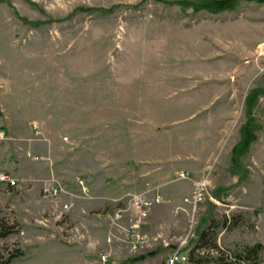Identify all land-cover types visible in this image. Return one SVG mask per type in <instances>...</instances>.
<instances>
[{"label": "rangeland", "instance_id": "obj_1", "mask_svg": "<svg viewBox=\"0 0 264 264\" xmlns=\"http://www.w3.org/2000/svg\"><path fill=\"white\" fill-rule=\"evenodd\" d=\"M3 1L0 172L17 183L0 181V225L13 226L0 237V264H168L175 251L187 257L178 264H235L245 246L264 245V0ZM153 61H215L234 85L219 81L197 99L186 85L161 117H128L153 103L127 100L120 115L45 112L71 72L102 85L119 63L125 99V68ZM57 181L63 191L45 192ZM157 193L163 200L138 217L133 196ZM118 209L131 211L115 222ZM131 218L145 236L135 249Z\"/></svg>", "mask_w": 264, "mask_h": 264}, {"label": "crops", "instance_id": "obj_2", "mask_svg": "<svg viewBox=\"0 0 264 264\" xmlns=\"http://www.w3.org/2000/svg\"><path fill=\"white\" fill-rule=\"evenodd\" d=\"M257 2L264 4V1ZM5 3L8 4V2L0 0V5L2 7L6 5ZM226 10H229V8H227ZM10 34V38L12 39L11 42H16V40H14V37L17 39L18 35H14L13 37L12 33ZM35 34V29L29 30L26 37L28 38L29 36H34ZM229 60H231V58ZM236 60L238 61V58H236ZM237 61H233L234 65ZM3 62L4 56H0V63ZM232 64L230 67H226L230 68V71L234 67V65ZM118 66H120L119 63H113L110 67H107L110 70V73L108 74L111 75V79L106 80V84H104V82L102 81V85L98 84L97 82L96 84H94L95 82L88 81L87 71L83 70L80 73H78V71L73 73L71 72L67 75L69 77H67L64 85L62 86L63 92L58 93V95L52 98L51 105L49 101H47V103H49V106L45 107V112L49 111L50 113L48 115L54 117L63 116L62 111L65 113L64 116L87 117L88 113L90 114V111L99 110V112H102L100 110L104 108L116 115H120L121 109L116 105L122 100H127L131 103H153L152 108L149 110H138V107H136V109H129L128 111L130 113H128V117H150L152 115L161 117L162 115L165 116L164 112L166 107H168L165 106V104L173 101V99L178 97V95H181L182 97V95H184V87L186 85L188 86V90L192 91L188 93L196 95V99L198 93L200 94L201 90L206 87V89L212 91V88H214V86H216L219 81L224 80V82H226V85L230 87H233L234 85L229 75L227 76L225 74V76L223 77L224 79H220L218 63H215V61L211 63H198L197 65H191V67L185 66V64H183L182 62L167 63L153 61L144 62L139 65H137V63H131L128 67L125 68L126 70H128V73H126L125 76L129 77V79L131 78V81L128 85L129 91L126 94L127 98L122 99V92L120 87L121 69ZM99 85L100 89L98 88L96 90V93H91L93 91L92 88L98 87ZM199 87L200 89H198ZM210 91L207 92L209 97L211 96ZM189 100L196 101L192 98ZM200 102L201 101H198L197 104L199 105V109ZM101 103L108 104V107L109 104H111L112 109L110 110L108 108H105L104 106H100ZM3 106L5 105L3 104ZM4 109H6V106ZM6 111L8 112L7 109ZM200 111L201 110H198V108H196V110H194L192 114H190V117L200 116ZM208 111L210 112L209 115H211V112H214L212 109ZM216 114L217 113H213V115ZM32 122L36 121L33 119L31 123Z\"/></svg>", "mask_w": 264, "mask_h": 264}, {"label": "built area", "instance_id": "obj_3", "mask_svg": "<svg viewBox=\"0 0 264 264\" xmlns=\"http://www.w3.org/2000/svg\"><path fill=\"white\" fill-rule=\"evenodd\" d=\"M3 131H0V139L4 138L3 135ZM182 177H186L187 174L183 171L181 173ZM0 181L1 182H5L7 184H11V185H15L17 183V179L14 177H11L8 173L5 172H0ZM79 183L82 186H85V180L84 179H79ZM206 181L203 180L201 182L197 183V192H196V196L195 199L201 200L202 199V191L204 190V186H205ZM61 191H63V187L61 185L60 182H55L53 184H49L45 187V192L52 194V195H58ZM163 200V196L160 193H157L155 195L154 198H152L151 200L149 198H147V196L143 195V194H136L133 196V198L130 201L131 204V208L133 209V211L136 212V215L138 217H140L141 219L146 218L152 211V206L154 205V203H159ZM68 208V205H66ZM130 210V209H129ZM128 209H118L114 216L113 219L115 222H117V220H121L124 218L125 214L127 212H130ZM131 226H130V235L133 237V241H132V245L135 248H137L139 245H141L142 243L145 242V236L140 232V221L137 222V220H135V218H131ZM183 257L184 255H182L179 251H175L169 259V263L168 264H178L180 262H183ZM104 260H106V257H103Z\"/></svg>", "mask_w": 264, "mask_h": 264}, {"label": "trees", "instance_id": "obj_4", "mask_svg": "<svg viewBox=\"0 0 264 264\" xmlns=\"http://www.w3.org/2000/svg\"><path fill=\"white\" fill-rule=\"evenodd\" d=\"M231 6H233V3H230V1H227V2L222 4L221 8L223 10L225 8L226 9L231 8ZM219 10H221V9H217V10L214 9L213 11H219ZM25 20H27V19H25ZM240 144H237L236 148H234V151H233V159H234V162L236 164L239 163V157H240L239 147H240ZM12 228H13L12 225H9V227H7L6 224L0 225V237L8 235L12 231ZM263 250H264L263 243L257 242L254 245L245 246L244 250H242V253H240L239 255H236L235 258L233 256H231L230 259L234 260L233 262L235 264H239V262L245 261V260H253L254 264H260L262 262L261 254H262ZM143 258H145V255H140V256L130 260L129 262L140 260ZM124 264H126V263H124Z\"/></svg>", "mask_w": 264, "mask_h": 264}, {"label": "bare ground", "instance_id": "obj_5", "mask_svg": "<svg viewBox=\"0 0 264 264\" xmlns=\"http://www.w3.org/2000/svg\"><path fill=\"white\" fill-rule=\"evenodd\" d=\"M184 260H187V257H183V261H184Z\"/></svg>", "mask_w": 264, "mask_h": 264}]
</instances>
